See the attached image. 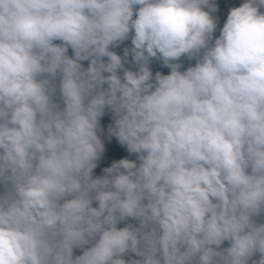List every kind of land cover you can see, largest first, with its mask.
Here are the masks:
<instances>
[{
  "label": "clouds",
  "instance_id": "9594fccd",
  "mask_svg": "<svg viewBox=\"0 0 264 264\" xmlns=\"http://www.w3.org/2000/svg\"><path fill=\"white\" fill-rule=\"evenodd\" d=\"M218 7L0 0V264H264V0Z\"/></svg>",
  "mask_w": 264,
  "mask_h": 264
},
{
  "label": "rangeland",
  "instance_id": "374dc122",
  "mask_svg": "<svg viewBox=\"0 0 264 264\" xmlns=\"http://www.w3.org/2000/svg\"><path fill=\"white\" fill-rule=\"evenodd\" d=\"M240 0H217L218 3V12L217 15L219 16V23L222 24L223 18L226 15L227 7L228 6H238ZM129 42H124V44H128ZM123 47V45H121ZM119 52V49H117ZM183 62V66H187L189 63H192L191 61H187L184 58H181ZM152 67V65L150 66ZM110 123L109 117L105 116L101 120L102 127L106 128V125ZM105 153L103 154V157L101 161L98 164V167L94 170L96 174L100 173V169L103 167H107L112 160L120 159L121 157H126L128 154L126 150L119 146L115 139H111L110 141H105ZM128 158H134V157H128Z\"/></svg>",
  "mask_w": 264,
  "mask_h": 264
},
{
  "label": "trees",
  "instance_id": "16d2710c",
  "mask_svg": "<svg viewBox=\"0 0 264 264\" xmlns=\"http://www.w3.org/2000/svg\"><path fill=\"white\" fill-rule=\"evenodd\" d=\"M151 65H152L151 69H152L153 72H155V71H160V72H162L163 74H167V72L169 71V69H167V68H165V67H162V66L159 64V62H157V61H153ZM151 65H150V66H151Z\"/></svg>",
  "mask_w": 264,
  "mask_h": 264
}]
</instances>
